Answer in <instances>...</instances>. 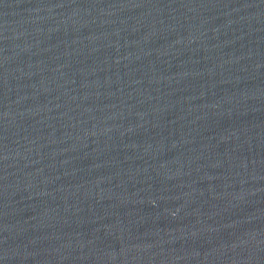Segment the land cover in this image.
I'll list each match as a JSON object with an SVG mask.
<instances>
[{
  "label": "water",
  "instance_id": "1",
  "mask_svg": "<svg viewBox=\"0 0 264 264\" xmlns=\"http://www.w3.org/2000/svg\"><path fill=\"white\" fill-rule=\"evenodd\" d=\"M0 264H264V0H0Z\"/></svg>",
  "mask_w": 264,
  "mask_h": 264
}]
</instances>
